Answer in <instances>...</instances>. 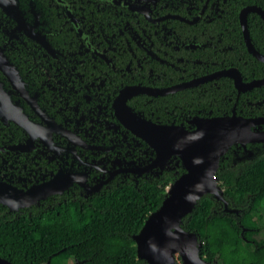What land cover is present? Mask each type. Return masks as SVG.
<instances>
[{
  "label": "flooded vegetation",
  "instance_id": "1",
  "mask_svg": "<svg viewBox=\"0 0 264 264\" xmlns=\"http://www.w3.org/2000/svg\"><path fill=\"white\" fill-rule=\"evenodd\" d=\"M217 3L0 0V189L24 193L49 182L57 187L28 205L0 202L5 212L18 218L35 212L40 219L49 196L89 197L139 175L132 170L150 163L155 151L146 160L145 141L119 119L115 100L130 85L163 89L236 68L217 67L231 62L233 50V27L209 24ZM179 91L139 93L127 104L146 119L189 129L191 119L211 117H191L186 126L138 111L149 109L152 116L154 98ZM140 95L151 97L144 108L134 99ZM252 129L264 132V124Z\"/></svg>",
  "mask_w": 264,
  "mask_h": 264
},
{
  "label": "trees",
  "instance_id": "2",
  "mask_svg": "<svg viewBox=\"0 0 264 264\" xmlns=\"http://www.w3.org/2000/svg\"><path fill=\"white\" fill-rule=\"evenodd\" d=\"M249 4L264 8V0H218L217 13L209 23L233 27L231 62L217 67H236L244 80L264 77V62L247 50L239 21L241 9ZM248 26L255 47L264 53V20L252 12ZM146 98L151 97L134 99L144 108ZM154 100L158 109L152 116L149 109L138 111L155 121L186 126L194 116L264 115V86L241 92L229 77ZM143 144L149 161L154 151ZM185 170L182 160L174 156L166 165L108 184L89 197L76 193L74 198L55 200L49 196L45 200L51 205L43 207L40 219L35 212L28 218L10 216L0 206V256L14 264H71V260L74 264H148L138 255L135 235ZM216 177L227 207L207 193L183 217L181 226L199 236L201 254L210 262L264 264V142L230 145L219 158Z\"/></svg>",
  "mask_w": 264,
  "mask_h": 264
},
{
  "label": "water",
  "instance_id": "3",
  "mask_svg": "<svg viewBox=\"0 0 264 264\" xmlns=\"http://www.w3.org/2000/svg\"><path fill=\"white\" fill-rule=\"evenodd\" d=\"M252 12L259 14L264 20V8L249 4L241 9L239 21L248 51L264 62V53L255 47L248 26V15ZM221 76L233 78L239 91L264 86V78L246 82L242 79L239 69L229 68L163 89L130 85L123 88L115 100L116 112L122 123L155 151L150 163L132 171L138 174L149 172L168 164L174 156L182 160L186 169L170 185L171 188L161 206L149 214L143 227L135 235L138 255L148 264H179L175 258L176 254H179L182 264H218L202 256V242L199 236L182 227L181 221L207 193L215 194L227 207L228 202L216 177L219 158L234 143L246 147L247 143L264 141V132L252 129L253 126L264 124V116L230 114L196 117L190 120L194 128L189 129L184 125L161 124L146 119L128 106L127 99L139 93L166 95ZM56 190L54 182L42 184L24 193L0 189V202L8 204L10 208H16L28 205ZM0 264L14 263L0 256Z\"/></svg>",
  "mask_w": 264,
  "mask_h": 264
},
{
  "label": "rangeland",
  "instance_id": "4",
  "mask_svg": "<svg viewBox=\"0 0 264 264\" xmlns=\"http://www.w3.org/2000/svg\"><path fill=\"white\" fill-rule=\"evenodd\" d=\"M170 188H171V186L168 187V190H170ZM175 258L177 259V262H178L179 264H182V261H181V259H180V257H179V254H176V255H175ZM70 263H71V264H74V261L71 260ZM221 264H228V263H227V262H224V263H221Z\"/></svg>",
  "mask_w": 264,
  "mask_h": 264
}]
</instances>
